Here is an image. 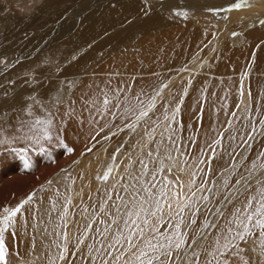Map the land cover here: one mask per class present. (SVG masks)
<instances>
[{
  "label": "snow or ice",
  "instance_id": "obj_1",
  "mask_svg": "<svg viewBox=\"0 0 264 264\" xmlns=\"http://www.w3.org/2000/svg\"><path fill=\"white\" fill-rule=\"evenodd\" d=\"M253 3L254 0H234L226 10L252 7ZM152 8L148 0H142L144 16ZM256 25L264 27V16H258L251 26ZM261 46L264 41L257 48ZM35 82L32 77L24 80L25 84ZM188 84L191 85V80ZM74 85L75 81L67 82L69 89ZM167 89L169 85L161 82L151 92L144 89L135 92L131 86L112 88L109 79L104 88L96 86L88 96L80 97L83 104L80 123H84L83 113L87 112L89 123L98 126L90 137L93 145L86 147L82 155L92 153L100 140L108 141L126 132L140 137L137 146H143L142 154L136 160H132L131 153L127 154L130 163L120 177L124 183L118 189L114 185L112 193L104 190L97 204L78 206L83 219L78 234L72 232L77 222L70 219L73 196L59 188L53 190L52 180L46 181L51 192L47 197L38 195L46 190L42 184L22 197L12 193L0 202V264H264V175H261L264 148L254 153L250 166L242 164L247 175L240 174L232 163L221 174L222 184H217L212 179L217 175L213 161L225 154L235 161L239 154L233 148L237 135L233 134L232 119L203 145L194 134L188 139L185 151V145L178 140H182L184 124L180 114L188 88L183 89L180 97L170 91L165 95ZM239 94L245 95L243 78ZM3 95L7 97L9 91L5 89ZM66 95L60 92L51 104H45L31 94L21 98L19 108L13 105L11 114L0 110V146L7 150L13 144H22L11 150L19 154L25 170L33 168L30 151L46 153L53 162L54 146L64 148L69 154L74 152L63 137L67 121H57L52 112L56 107L59 114ZM247 95L251 97L250 90ZM206 102L202 93L195 113V123L200 127ZM67 103L64 115L72 118L76 115L73 107L76 101ZM236 107L239 109L240 105ZM36 109L43 111L37 114ZM241 111L245 113L240 118L243 121L252 110L245 105ZM21 113H26V117L21 118ZM231 117L236 118L237 113L231 112ZM116 120L122 126L114 124ZM246 127L236 147L251 153L258 138L264 140V113L258 119H249ZM105 129L108 133L102 135ZM225 140L229 142L225 144ZM124 147L119 143L114 147L110 156L113 163L97 179L109 180L118 167L117 154ZM193 149L199 155L194 156ZM174 152L184 159L174 156ZM189 158L194 159L191 165ZM183 173L190 177L187 183L181 179ZM234 174L239 179H234ZM70 178V175L65 178V184Z\"/></svg>",
  "mask_w": 264,
  "mask_h": 264
},
{
  "label": "bare ground",
  "instance_id": "obj_2",
  "mask_svg": "<svg viewBox=\"0 0 264 264\" xmlns=\"http://www.w3.org/2000/svg\"><path fill=\"white\" fill-rule=\"evenodd\" d=\"M13 2L27 11L15 10ZM232 2L234 0H148L153 8L144 16L142 0H0V60L5 61L0 63V110L11 114L12 106L19 108L21 98L31 94L51 104L53 97L66 92L59 114L56 107L52 112L57 121H67L64 141L74 148L69 154L64 148L54 146L55 162L46 153L30 151L33 168L25 170L19 154L11 150L22 144H13L7 150L0 146V202L10 198L12 193L17 198L22 197L42 184L46 190L38 195L47 197L51 192L46 181L52 180L55 182L52 189L59 188L62 193L72 195V205L76 208L81 204H97L104 190L113 192L109 184L96 179L111 163L113 151L107 152V148L118 143L126 149L122 148L121 154H117L118 167L109 180L117 189L124 183L120 177L130 163L127 154H132V160L142 154L143 146H137L139 136L120 133L117 142L100 140L92 153L81 154L93 145L90 137L98 126L89 123L87 112L83 113L84 123H80L83 107L80 97L88 96L96 86L104 88L109 79L112 88L131 86L135 92L141 89L151 92L154 86L164 82L169 85L165 95L170 91L176 97L182 96L187 87L188 95L183 97L180 114L184 128L178 143L185 145L187 151V141L195 134L203 145L232 119L233 134L237 135L233 148L239 153L234 163L240 174L247 175L242 164L250 166L254 153L264 148V140L259 138L251 153L236 147L240 136L247 131L248 120L258 119L264 113V46L257 48L264 41V27L251 26L258 16H264V0H254L252 7L226 10ZM179 10L186 12V17L183 18ZM234 32L239 35L233 36ZM28 77L36 80L31 91L30 84L24 83ZM242 78L243 97L239 94ZM71 81H75V85L69 89L67 82ZM5 89L9 91L7 97L3 95ZM248 90L251 97L247 95ZM202 93L207 102L200 127L195 123V113ZM68 100L76 101L73 105L76 115L72 118L64 115ZM245 105L252 111L241 121L245 116L241 109ZM36 111L40 114L43 110ZM233 111L237 113L236 118L231 117ZM20 117L25 118L26 113H21ZM114 124L122 126L120 120ZM112 130L116 131L115 127ZM140 130L138 126L137 131ZM159 131L161 129H157ZM107 133L105 129L102 135ZM228 142L225 140V144ZM192 152L194 156L199 155L195 149ZM173 155L184 159L179 153ZM73 158L78 164L74 165L71 178L65 184L68 173L57 174ZM232 162L227 154L213 161L217 175L212 179L217 184H222L221 174ZM188 163L191 165L194 159L189 158ZM180 175L187 183L190 178L187 173ZM234 179H239V175L234 174ZM12 202L15 203V199ZM72 205L69 206L70 219L77 222L72 232L78 234L83 219L81 213L78 218L74 217Z\"/></svg>",
  "mask_w": 264,
  "mask_h": 264
},
{
  "label": "rangeland",
  "instance_id": "obj_3",
  "mask_svg": "<svg viewBox=\"0 0 264 264\" xmlns=\"http://www.w3.org/2000/svg\"><path fill=\"white\" fill-rule=\"evenodd\" d=\"M151 1H156V0H151ZM13 3H14V2H13ZM2 4H5V3H2ZM12 6H13V8H14L15 10L20 11L21 13L27 11V9H26L25 7L18 6V5H16L15 3L12 4ZM181 12H183V10H179V13H181ZM182 17H183V16H182ZM183 18H184V17H183ZM34 86H35V83H32V84L28 85V89L31 91V90L34 88ZM53 100H54V97L51 99V101H50V100H48V101L52 102ZM118 137H119V135L113 137V138L110 139V140H111V141L113 140V141H116V142H117ZM116 146H117L116 144L109 146L110 148L107 146V147H108V148H107V152H108V151H110V152L113 151L114 147H116ZM125 149H126V147H125ZM29 157H30V156H29ZM30 158H31V157H30ZM80 158H81V157H80ZM112 163H113V161L111 160V163H110V164H112ZM232 163H234V161H233ZM76 164H78V162H77V160H74V158H73V160H70L67 164H65L64 166H62V169H66L68 175H70V174H71V171H73L72 169L76 166ZM74 165H75V166H74ZM69 172H70V173H69ZM60 173H63V172H61V170H59V173H58L57 175H59ZM261 175H264V173H261ZM96 180H98V181H100V182H102V183L109 184L110 188H113V185H112V183H111L110 180H108V181H103V180H100V179H96ZM220 181L222 182V179H221V178H220ZM72 212L74 213V217H75V218H78V216H79L80 213L82 212V209H81L80 207L76 208L75 205H72ZM73 219H74V218H73Z\"/></svg>",
  "mask_w": 264,
  "mask_h": 264
}]
</instances>
